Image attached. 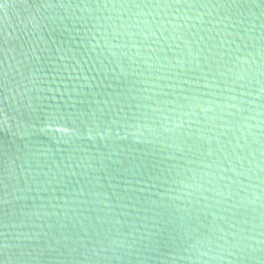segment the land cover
<instances>
[{
  "label": "water",
  "instance_id": "95a60500",
  "mask_svg": "<svg viewBox=\"0 0 264 264\" xmlns=\"http://www.w3.org/2000/svg\"><path fill=\"white\" fill-rule=\"evenodd\" d=\"M0 264H264V0H0Z\"/></svg>",
  "mask_w": 264,
  "mask_h": 264
}]
</instances>
